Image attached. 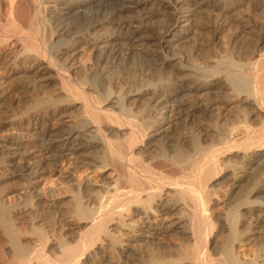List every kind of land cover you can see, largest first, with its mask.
I'll return each mask as SVG.
<instances>
[{
	"label": "bare ground",
	"instance_id": "6f19581e",
	"mask_svg": "<svg viewBox=\"0 0 264 264\" xmlns=\"http://www.w3.org/2000/svg\"><path fill=\"white\" fill-rule=\"evenodd\" d=\"M0 1L7 11L0 73L17 61L23 69L9 71L20 72L13 86L32 91L0 120V127L29 125L0 134V182L20 178L15 189L25 199L7 206L3 197L14 190L0 194L1 264H264V34L242 57L198 60L170 47L190 31L194 10L223 0ZM154 11L170 20L156 35L144 28ZM62 12L72 17L56 23ZM85 50L92 64L79 60ZM130 52L159 59L173 75L163 83L154 74L127 104L108 93L117 112L105 110L101 74ZM3 77L0 104L8 95ZM240 110L242 118L229 117ZM172 113L196 132L166 146ZM209 116L224 121L205 124ZM231 156L240 164L222 169ZM46 213L61 236L37 225L22 236L12 225L17 214L36 221ZM167 234L176 246L161 239Z\"/></svg>",
	"mask_w": 264,
	"mask_h": 264
},
{
	"label": "rangeland",
	"instance_id": "374dc122",
	"mask_svg": "<svg viewBox=\"0 0 264 264\" xmlns=\"http://www.w3.org/2000/svg\"><path fill=\"white\" fill-rule=\"evenodd\" d=\"M0 3V23L5 24L7 11L3 1H0ZM263 8L264 5L261 0H223L221 4L216 7L209 4L207 6L203 5L202 7L194 10V17L190 22V31H188L187 35L183 39L173 42L170 50L174 51L177 55H181L182 58H184L185 55H188L193 59L195 58L198 60L202 54H227L235 58L237 56L242 57L245 54H249L256 46L258 37L264 34ZM82 11L85 12L86 9L83 8ZM70 16L72 17V13L69 14L68 12H62L57 15V18L54 20L56 23H58L57 20L65 23L68 21ZM169 22L170 20L168 17L159 14L158 11H154L146 20V23H144V28L148 33L156 35L162 32L167 27ZM120 46L122 48L126 46L123 39L120 40ZM92 52V50H85L80 54L79 60L85 64H92L95 61V55ZM157 62H159V59H153L149 56L145 57L139 52H130L129 54H125L117 67L101 74L104 81V87H96L97 92L102 95L100 98V105H104L102 107H106L104 108L105 110L109 109L117 112L116 107L111 106L106 102V100H104L106 99L108 93L112 92L117 94L120 100L123 103L126 102L127 104L128 100L126 97L128 94L139 90L140 87H143L144 84L155 75H158L161 78L160 80L164 83L169 76L173 75L174 70L169 71L164 67H158ZM65 65L67 66V64ZM72 65L73 63L68 65V67H71ZM4 66L5 71H8L2 72L0 75H2V77L4 76L3 78L6 77L8 80L6 82L8 97L6 96L0 104V120L11 112L17 113L23 104L25 94L29 92L32 93V91L28 89L20 91L13 86V81L17 80L19 77H14L15 80L12 78L20 72H16L13 75L11 73L13 70H22L23 68L21 67V64H17L16 61L10 65L7 64ZM10 67L13 69L10 70ZM9 71H11V73H9ZM52 88L53 87L49 85L46 87V91H52ZM247 111L249 110L247 109ZM239 112L238 116L235 117L232 115L229 117L234 119L237 117L242 118V114L246 113L244 110H240ZM214 114L217 113L215 112ZM208 118L209 119L205 121V124H219L224 121V117L222 119L220 118L219 122V118L215 116H209ZM170 119L172 120V125H169L167 130L169 131V133L167 132L168 136L164 138V140L166 139V142H164L166 143V146H168L169 143L177 142L182 134H187L189 139V137L196 132L194 122L190 120H181V118H177L176 113H172ZM246 119L251 127H259L260 121L257 117L251 116L247 113ZM24 122V124H20L21 126L18 129L0 127V134L9 131L12 133L15 131H25L26 127H29V125L26 124V121ZM181 124L184 125L182 126ZM221 164L222 169H231L234 165L240 164V161H238L236 156H231L229 159H224ZM1 172L2 171L0 169V173ZM229 183L230 181L226 180L222 181V183L218 185H215L213 187L212 195L215 197L222 194L225 187ZM22 184V180L16 177H10L9 179L7 178V180L0 182V194L7 188H12L14 190L10 192L11 196L9 198H5V196L3 197V203L5 205L11 206L24 202V197L16 192L18 190L15 189L16 187L22 186ZM132 219L135 220L134 224L135 228H137L136 225H138L140 221L135 216L132 217ZM52 221L55 222L54 227L51 224ZM136 221L138 222L136 223ZM163 221L164 219L161 218L159 223ZM12 225L22 236L33 233V226L35 225L45 232L47 236L59 237L62 232V229H59L57 219L50 216L49 213H46L44 218L36 221L32 220L28 215L17 214L12 217ZM113 233L117 234L118 229L116 228L113 230ZM166 236L160 237L161 239L163 238V240L165 239L164 241H167L168 244L170 243V245L176 246L178 243L177 238H175L172 234H167ZM6 245V242L0 236V249L6 250Z\"/></svg>",
	"mask_w": 264,
	"mask_h": 264
}]
</instances>
